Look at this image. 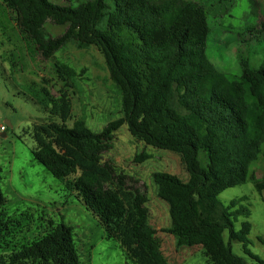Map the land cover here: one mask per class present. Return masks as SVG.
I'll list each match as a JSON object with an SVG mask.
<instances>
[{"label": "trees", "instance_id": "trees-1", "mask_svg": "<svg viewBox=\"0 0 264 264\" xmlns=\"http://www.w3.org/2000/svg\"><path fill=\"white\" fill-rule=\"evenodd\" d=\"M2 1L43 60L70 42L80 49L95 47L120 91L123 117L100 132L82 119L67 126L73 104L66 90L56 97L46 88L42 95L34 91L48 117L25 133L35 143V160L75 193L106 238L118 242L126 259L133 264H171L150 222L145 184L104 159L124 124L137 142L177 154L188 174L187 180L167 172L152 174L158 198L168 205V233L176 248L198 246L212 264H252L233 252L231 244L238 241L246 255L264 264L248 248L251 223L243 221L239 230L235 228L238 215H250L246 207L233 210L244 198L228 206L218 198L246 182L264 194V175L251 173L252 163L264 160V64L254 67L241 58L236 91L212 84L215 68L206 53L208 10L192 0ZM189 9L191 15L173 41V63L161 73L151 64L161 35ZM49 23L62 27L63 33L50 34ZM247 32L257 38L264 23L261 30L253 27ZM69 72L72 79L75 73ZM206 81L212 84L208 103L192 107L182 101L186 90ZM147 159L149 155L141 152L133 161ZM1 182L0 173V264H80L73 228L63 223L52 224L41 236L18 246L11 241L14 221L5 212Z\"/></svg>", "mask_w": 264, "mask_h": 264}, {"label": "rangeland", "instance_id": "rangeland-1", "mask_svg": "<svg viewBox=\"0 0 264 264\" xmlns=\"http://www.w3.org/2000/svg\"><path fill=\"white\" fill-rule=\"evenodd\" d=\"M81 1V0H80ZM208 10L210 33L207 38V57L215 68L213 83L236 91L235 77L242 73L241 58L254 67L264 64V32L252 35L247 30L264 23V0H192ZM78 3L74 2L76 6ZM192 9L164 29L158 50L151 64L161 73H167L174 60L173 41L190 17ZM52 35L64 29L46 24ZM69 70L75 73L72 79ZM211 82L193 86L184 92L182 101L199 107L211 99ZM46 88L52 96L66 90L72 99L73 115L67 121L72 127L76 119L86 122L95 132L123 117L119 89L110 78L102 54L95 47L80 49L68 43L49 60H43L35 43L24 35L16 24L15 14L0 0V173L1 188L7 199L5 212L13 219L16 246L41 236L52 226L63 223L73 228L80 264H133L126 259L118 242L107 239L97 218L60 180L54 178L34 156L35 143L25 131L35 122L48 117L34 99V91L43 94ZM217 94V92H213ZM4 130H1V127ZM145 152L149 159L135 163L136 154ZM119 171L138 179L147 190L150 222L162 240V249L171 264H212L203 250L196 246L177 249L168 233L171 227L168 205L157 196L152 179L155 172H167L187 180L188 174L177 154L145 146L130 135L126 124L119 127L112 148L104 154ZM252 175H264V160L251 165ZM219 200L230 205L233 199H242L235 209L246 207L249 217L238 215L235 228L243 221L252 225L248 248L264 260V194L255 190L251 182L228 188ZM228 240V232H224ZM233 252L247 262L259 264L243 251V244L233 241Z\"/></svg>", "mask_w": 264, "mask_h": 264}, {"label": "built area", "instance_id": "built-area-1", "mask_svg": "<svg viewBox=\"0 0 264 264\" xmlns=\"http://www.w3.org/2000/svg\"><path fill=\"white\" fill-rule=\"evenodd\" d=\"M1 130H4V127L3 126L1 127Z\"/></svg>", "mask_w": 264, "mask_h": 264}, {"label": "crops", "instance_id": "crops-1", "mask_svg": "<svg viewBox=\"0 0 264 264\" xmlns=\"http://www.w3.org/2000/svg\"><path fill=\"white\" fill-rule=\"evenodd\" d=\"M174 243H175V241H174Z\"/></svg>", "mask_w": 264, "mask_h": 264}]
</instances>
